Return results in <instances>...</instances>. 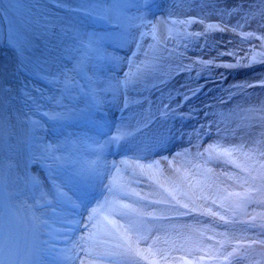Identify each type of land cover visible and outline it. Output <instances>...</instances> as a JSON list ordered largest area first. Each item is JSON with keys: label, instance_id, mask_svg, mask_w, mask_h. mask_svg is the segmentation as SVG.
Segmentation results:
<instances>
[{"label": "bare ground", "instance_id": "bare-ground-1", "mask_svg": "<svg viewBox=\"0 0 264 264\" xmlns=\"http://www.w3.org/2000/svg\"><path fill=\"white\" fill-rule=\"evenodd\" d=\"M190 1L192 0H164L163 10L147 11L141 0L134 9L129 0H124L120 6L121 10L111 20L118 25V29L111 31L90 29L88 23L91 15L85 9L90 10L95 5L93 15L101 16L104 8L110 5L116 6L115 0H73L69 1V4L51 1L52 5L75 12L68 16L69 20L66 24L68 37L65 41L68 50L60 58L53 60L51 72H43L48 77L44 79L53 86L54 90L51 91L52 94L47 95L48 100L34 102L32 100L33 103L30 104V102L27 105L28 110L29 106H32L34 115L37 114L39 119L42 116L39 112L55 111L62 114L61 118L72 116L82 121L80 126L78 124L66 126L63 122L61 125H54L56 129L53 130L38 121L39 128L35 129L36 140L34 141L36 146L32 150L33 159L38 161H46L42 152L47 147L57 149L55 153L57 156H64L76 165L92 160L98 162L101 178L82 184L68 192L74 201L77 196H80L88 205L91 201L89 194L97 190L98 193L103 192V196L95 201L97 203L93 207L103 203L107 197L114 213L121 211V204L130 202L132 207L147 206L146 211H152L154 208L168 209V211L156 213V218L151 216L137 218V231L130 235L131 243L141 250V256L121 255L125 242L112 232L110 227L99 231L91 228L85 230L82 226L67 230V225L52 222L54 217L50 210L33 209L34 199L24 191L25 188L22 185L26 181L24 172L27 170V161L30 159L26 158L21 150V140L25 135L22 107L18 105L19 101L11 100L13 95L18 96V88L22 87L15 81L18 70L14 69L21 66V62L18 56L12 57L10 52L5 60L0 58V233H2L0 260L4 264H8L11 252L16 249L15 239L26 232L27 220L23 217L26 212L31 214L30 219L35 226L34 217L36 216L44 215L50 219V228L37 227L43 242L40 247L39 264L204 263L212 246L210 238L227 224L228 217L225 209L229 201L237 191L248 186L249 175L256 170V166L263 161V158L260 151L254 147L252 139L242 135L240 131H235L236 137L233 139L216 136L207 145L204 144V139L209 137V132H205L202 139L191 140L193 151L178 148L187 145L188 142L179 140L184 123L178 116H184L191 123L196 121L194 116L197 118L201 116L200 108L191 110V107H188L189 102L181 96L179 99H166L162 105L161 98H157L155 94L156 88L159 87L155 85L158 83L154 81L156 75L151 78L146 75L142 78L146 88L140 84L138 86L131 84L134 73L138 69L137 66L140 65L142 49L151 48L153 56L165 55L168 44L164 39L167 36L165 38L162 36L176 35L182 28L193 27L198 22L206 25L192 13L186 15L190 9H188ZM182 13L185 16L181 18ZM182 21L194 22L186 24L181 23ZM213 25L220 24L217 22ZM143 27L149 29V36L142 42L137 36L139 54L133 61H128L130 51L127 62L121 63V56L118 55L120 52L116 54L107 46H115L116 50L125 49L133 36V31L138 29L139 35ZM212 29L218 30V27ZM116 33L119 35L114 37ZM185 34L188 35L190 32L187 31ZM90 35L99 38L100 47V52L91 54V58L80 45V40H87ZM150 39H157V43L164 44V47L159 48L153 42L150 43ZM67 57L68 62H66ZM83 59L87 61V64ZM80 67L85 68L84 75L87 76L85 83L99 101L98 106L90 105L85 100H80V97L76 98L74 90L72 95L75 98L64 101L65 107H58L57 101L62 94H66L62 93L65 76H75L77 85L81 82L80 76L76 73ZM186 69L180 66L176 71L181 72ZM26 70L28 69L25 67ZM39 73L37 70L30 74L36 80L41 78ZM192 75H190L192 83L198 84V76ZM178 80L183 83L188 82L187 77H180ZM90 81L101 83L102 88L94 87ZM126 81L130 84L124 86ZM118 84L121 86L117 87ZM138 89L142 90V95H136L135 91ZM88 118L96 121L90 122ZM155 118H157L156 122L151 129H144ZM57 127L60 128L55 135ZM99 129H103L107 134L105 136L96 134L95 132ZM122 133L126 135L122 136L124 138L122 143L120 142L121 144L114 149L112 138ZM42 136L44 141L37 142V139ZM180 141L183 142L180 143ZM146 142L152 146L150 151L155 153L153 158H146L139 151L138 147L142 148L143 144L146 147L148 144ZM209 145L216 149L211 159L205 152ZM167 146L172 150L170 154H165ZM135 147L138 149H134ZM39 148L42 152L38 151ZM91 149L99 150L93 152ZM123 152H127L128 155L123 156ZM220 159H224L229 166L220 164L217 168L216 165ZM51 164L49 181L38 179L39 190L36 196L38 203L40 195L51 190L49 183L51 186L59 184L63 176L64 170L55 167L53 161ZM124 170L129 174H124ZM221 174L232 177L240 187L223 178ZM109 184L112 185V192L107 190L106 186ZM17 192L18 197L15 196ZM140 196L146 198L141 200ZM186 197H191L190 202L198 204L202 210L201 215L194 208L193 203L187 204ZM150 201L161 203L153 204ZM76 202L79 203V201ZM77 211L83 213V206ZM74 218L82 220L83 215L74 214ZM110 218L117 223H123L117 215ZM194 218L199 220L194 221ZM215 221L217 224L213 223ZM86 222L87 216L84 223ZM89 231L97 233L95 238L81 239V237L87 238ZM201 231L205 232L208 238L201 237L199 233ZM19 232L20 234L17 235ZM76 233L80 235V239L75 242ZM138 236H146L147 239L138 240ZM116 245L121 247L117 248Z\"/></svg>", "mask_w": 264, "mask_h": 264}, {"label": "rangeland", "instance_id": "rangeland-1", "mask_svg": "<svg viewBox=\"0 0 264 264\" xmlns=\"http://www.w3.org/2000/svg\"><path fill=\"white\" fill-rule=\"evenodd\" d=\"M51 1L0 0V42H13L20 52L22 68L26 67L32 73L39 70V75L46 78L43 72L52 71L53 60L67 53L66 24L71 15L55 10ZM54 1L69 4L73 0ZM123 1L115 0L119 10ZM129 2L134 9L140 0ZM188 9L186 15L192 13L207 26L218 22V30L209 29L198 22L193 27L182 28L176 35L162 36H167L164 39L168 44L166 54L153 56L151 48L142 49L140 65L131 84L146 88L142 78L156 75L154 81L158 82L155 85L159 87L155 94L161 98V104L166 99H179L181 96L187 97L191 110L200 108L201 116H194L196 121L182 127L179 140L188 142L178 148L193 151L191 140L202 139L205 132H209V137L204 139L205 145L216 136L233 139L236 137L235 131L252 139L263 161L249 175L248 186L237 191L229 201L225 209L227 224L210 238L212 246L203 264H264V167H261L264 164V0H192ZM184 16L182 13L181 18ZM187 31L200 35L190 38L189 34L184 35ZM137 33L138 29L133 31L123 50L107 46L116 54L120 52L121 63L127 62L129 51L137 46ZM149 42L163 48L154 39ZM180 66L187 69L177 72ZM190 75L198 76V84L192 83ZM180 77H187L188 82L179 81ZM24 79L42 90L43 86L34 81L31 75L27 78L25 74ZM51 91L54 90L43 88L41 95L34 99L48 100L47 95L52 94ZM143 147H138L143 156L153 158L155 153L150 151L151 144ZM171 152L167 146L165 154ZM122 154L128 155L127 152ZM44 155L49 158L46 152ZM220 164L229 166L224 159H220L216 167ZM123 172L129 174L126 170ZM221 176L240 187L229 175ZM191 200V197H186L187 204L193 203L201 215V208ZM82 214L85 220L86 213ZM198 220L194 218V221ZM213 223L217 224L216 221ZM199 233L201 237L208 238L205 232Z\"/></svg>", "mask_w": 264, "mask_h": 264}, {"label": "snow or ice", "instance_id": "snow-or-ice-1", "mask_svg": "<svg viewBox=\"0 0 264 264\" xmlns=\"http://www.w3.org/2000/svg\"><path fill=\"white\" fill-rule=\"evenodd\" d=\"M95 9L96 6L94 5L92 9H85V11H87L89 15H93L95 14ZM118 12L119 9L116 6L110 5L104 8L103 14L99 18L111 21L113 19V16ZM116 18L117 20L119 19L118 15L116 16ZM193 22L194 21H182L181 23L190 24ZM215 27L217 26L208 25L209 29ZM199 35L200 33H190L189 37H198ZM80 45L81 48L86 50V52L89 54V58H91V54L100 52L99 38H97L95 35H90L87 40H80ZM185 47H187V45H185ZM90 83H93L94 87L96 88H102V84L99 82L90 81ZM63 85L64 86L62 89V93L66 94H62L60 100L57 101L58 107H65L64 101L75 98L72 95L76 87L75 76H65ZM126 85L127 81L125 82L124 86ZM120 86L121 85L119 84L117 85V87ZM109 87H111V85ZM92 102L94 106H98L99 104V101L96 99L95 95H93ZM45 115L49 120H58L61 118L62 114L53 111L50 113H45ZM123 135L126 134L122 133L120 136L113 137L112 139L113 141H115L117 139L122 138ZM98 150L99 149H91V151L93 152H97ZM56 151L57 149L54 148H45V152L48 157L53 161L54 166L64 170L63 176L60 179V183L55 184L52 190H50L48 193L40 195L38 207L46 211L51 210L52 217H54V220L52 222L59 223L61 225H67V230H72L73 227L78 228L82 226L85 230L91 228L99 231L102 228L110 227L112 232H114L121 240L125 242L123 251L120 253L121 255L141 256V250L135 247L133 243H131L130 235L135 234L137 231V218H143L144 216H151L156 218V213H162L168 211V209L154 208L152 211H146L145 208L147 206L132 207L130 202L127 204H121V211L114 213L112 209V204L107 197L105 198L103 203H98L96 207L92 208H90V205L85 204L80 196L76 197V201H79V203H77L68 195V192L73 191V189L77 188L82 184H86L98 178H101L99 164L96 160H92L87 163H80L79 165H76L74 163L69 162L64 156H57L55 154ZM215 151L216 149L212 145H209V147L205 149V152L209 154V159L212 158V153H214ZM201 155H203V153H201ZM149 167H151V165ZM261 167H264V164H262ZM106 187L109 192H112L111 184L107 185ZM73 194L75 195V192H73ZM145 198L146 197L144 196H140L141 200H144ZM173 199H175V197H173ZM150 203L158 204L161 202L150 201ZM81 206H83L84 208V213L87 214L86 223H84L82 220H77L74 218V214L83 215L82 213H78L77 211ZM182 207L187 206L182 205ZM113 215L119 216L121 220H123V223H117L116 220L111 219L110 217ZM34 220L36 222V227L50 228L49 217L41 215L34 217ZM96 234V232L89 231L88 237H81V239H94ZM0 237H2V233H0ZM137 239H147V237L138 236ZM116 247L119 248L121 247V245H116ZM229 255H231V253H229ZM161 258L163 259V257ZM0 264H4V262L0 260Z\"/></svg>", "mask_w": 264, "mask_h": 264}]
</instances>
